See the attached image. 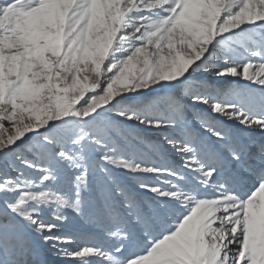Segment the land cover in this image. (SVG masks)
Returning a JSON list of instances; mask_svg holds the SVG:
<instances>
[{
	"label": "snow or ice",
	"instance_id": "1",
	"mask_svg": "<svg viewBox=\"0 0 264 264\" xmlns=\"http://www.w3.org/2000/svg\"><path fill=\"white\" fill-rule=\"evenodd\" d=\"M0 264H264V0H0Z\"/></svg>",
	"mask_w": 264,
	"mask_h": 264
}]
</instances>
